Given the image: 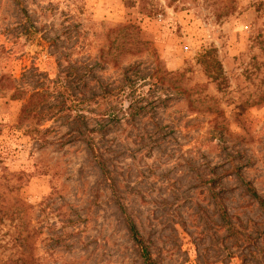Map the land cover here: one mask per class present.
Segmentation results:
<instances>
[{
  "label": "rangeland",
  "instance_id": "rangeland-1",
  "mask_svg": "<svg viewBox=\"0 0 264 264\" xmlns=\"http://www.w3.org/2000/svg\"><path fill=\"white\" fill-rule=\"evenodd\" d=\"M254 191L264 0H0V264H264Z\"/></svg>",
  "mask_w": 264,
  "mask_h": 264
},
{
  "label": "trees",
  "instance_id": "trees-1",
  "mask_svg": "<svg viewBox=\"0 0 264 264\" xmlns=\"http://www.w3.org/2000/svg\"><path fill=\"white\" fill-rule=\"evenodd\" d=\"M208 56H209V53L207 51L204 58L208 59ZM251 190L253 191V189H251ZM253 195L258 197V195L255 191H254ZM260 202L262 205H264L263 199H260ZM128 220H129V231H130L134 241L136 242V244L140 246V248L142 250V256L144 257L145 263L146 264H155L154 260L152 259L151 253H150L148 247L146 246L144 239H143L140 231L138 230L136 224L134 222H132L130 219H128Z\"/></svg>",
  "mask_w": 264,
  "mask_h": 264
}]
</instances>
